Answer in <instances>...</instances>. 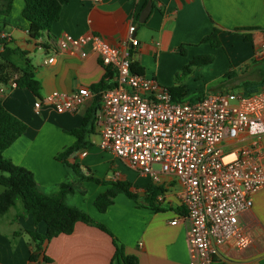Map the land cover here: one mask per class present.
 <instances>
[{"label": "crops", "instance_id": "0c3cea01", "mask_svg": "<svg viewBox=\"0 0 264 264\" xmlns=\"http://www.w3.org/2000/svg\"><path fill=\"white\" fill-rule=\"evenodd\" d=\"M146 2L70 0L62 6L58 19L50 29L32 39L28 35L29 22L22 16L24 1L13 0L10 12L0 14V36H6L12 47L25 52L23 58L29 59L34 76L40 82L41 97L52 91H75L80 86L92 90L91 86L102 80V89L113 87L115 75L106 76V68L96 55L90 53L82 58L78 52H56L54 42L62 33L77 36L93 32L117 44L124 39L126 28L131 23L136 24V38L140 42L132 51V64L141 68L146 76L157 79L162 86H174V72L199 55H211L213 59L190 73L185 81L187 94L194 87L192 81L198 79L201 83L195 88L201 93L200 97L219 90H209L206 84L219 80L228 67L236 72L232 80L236 84L255 78L250 75L239 79L251 70L249 67L253 60L264 59L260 48L264 42V31L261 30L264 28V0H156L153 5L151 2L146 21L138 25L139 12ZM214 24L229 31L236 28L256 29L231 33L222 31L218 35L221 45L212 48L208 43H202L201 38L212 31ZM245 34L249 35V41L244 39ZM182 44L186 48L184 55L175 51ZM53 53V62L44 64L43 60ZM13 59L22 65L23 59L17 56ZM199 96L186 99L194 100ZM36 98L25 88L0 93L3 105L27 124L25 132L4 150L3 156L30 170L39 191L52 195L56 193L57 185L68 179L57 155L74 143L76 137L71 130L78 128L88 108L99 106L100 101L97 96H90L72 113H57L50 106H42L36 113L33 106ZM86 140L91 146L72 152L67 157L69 162L79 164L84 173L88 167L94 176L101 177L108 176V170H111L110 179L129 180L132 190L140 196H144L146 188L154 184L147 175L140 174L139 178H134L133 174L120 167L118 158L101 150L96 130L86 136ZM260 144L264 151V136ZM82 151L86 155L82 156ZM98 159L103 165L101 173L96 171ZM122 161L129 166L127 161ZM73 183L76 190L66 196V203L75 205L103 224L124 245L126 254L137 257L138 264H189L184 223H170L176 214L183 212L173 198L174 189L178 186L175 179L157 184L163 187L164 192L163 200L156 198L158 209L137 206L125 194L118 193L103 212L96 209L94 200L106 190V185L86 180H75ZM10 209L0 215V264H118L113 259L112 237L81 221L76 223L72 233L59 234L44 242L37 261H29L35 242L26 231L36 229L44 234L46 225L44 222L35 225L23 208L9 215ZM250 213L248 222L252 244L243 251H235L231 243L224 244L221 248L222 264H264V188L254 195ZM16 232L18 234L14 235ZM43 255L50 261H43Z\"/></svg>", "mask_w": 264, "mask_h": 264}, {"label": "built area", "instance_id": "2783aa9c", "mask_svg": "<svg viewBox=\"0 0 264 264\" xmlns=\"http://www.w3.org/2000/svg\"><path fill=\"white\" fill-rule=\"evenodd\" d=\"M139 44L134 23L117 44L93 32L59 34L56 52L96 55L114 72L115 85L97 91L86 86L52 91L35 99L34 110L50 106L57 113H72L90 96H98V147L127 161L154 184L175 179L173 198L183 212L170 223H184L189 264H222L224 244L243 251L253 242L248 218L254 195L264 188V88L250 94L219 89L174 101L157 79L132 70V51ZM260 48L264 52V42ZM53 59L54 53L43 63ZM16 78L0 82V93L17 88Z\"/></svg>", "mask_w": 264, "mask_h": 264}, {"label": "trees", "instance_id": "16d2710c", "mask_svg": "<svg viewBox=\"0 0 264 264\" xmlns=\"http://www.w3.org/2000/svg\"><path fill=\"white\" fill-rule=\"evenodd\" d=\"M12 1L13 0H0V14H8L10 12ZM23 1L24 7L22 16L29 22L28 35L32 39H37L42 32L50 29L51 24L58 19L62 6L70 0ZM155 1L156 0H151L152 5ZM138 25L142 24L138 23ZM253 29L256 28H236L229 31L222 30L214 24L212 31L203 36L201 42L208 43L212 48H216L221 45L218 36L220 32L225 31L231 33ZM261 30L264 31V28ZM244 39L249 41V35L245 34ZM0 46L2 47L0 50V82L5 83L12 76L17 75L15 80L17 88H25L34 96L38 98L41 97L39 93L40 82L34 76L33 66L29 59L23 58L25 52L12 47L8 43L7 37L0 36ZM175 51L178 54L184 55L186 53L185 45H179ZM14 56L23 59L22 65L14 61ZM212 59L213 57L211 55L195 56L187 65L182 67V72L189 74L192 69L191 67L209 63ZM262 61H264V59L260 61L253 60L251 64L260 63ZM131 68L135 72L142 73L141 68L135 67L133 64ZM106 76L113 77L114 72L110 68H106ZM235 76L236 72L230 67L222 77L216 81L211 89L229 85V82L232 81ZM254 77V79H244L237 84V87L242 89L243 94H250L263 88L264 68L255 71ZM103 87L104 81L102 80L98 84L92 85L91 89L92 91H97ZM167 89L171 93L174 101L186 100L187 90L184 86L174 85L167 87ZM98 108L99 106L97 105L89 107L82 119L81 125L71 130V134L76 137V140L56 157L64 165L68 179L57 185L55 194L46 195L39 191L38 185L30 170L14 164L3 156L4 150L25 132L27 124L12 114L0 100V185L3 187V190L0 192V215L5 214L10 207L15 204L16 199L20 198L24 213L32 217L34 224L36 225L39 222H44L46 225L44 234H40L36 229L26 231L35 242L34 249L29 256V261H37L43 251L42 245L44 242L50 241L59 234L72 233L76 223L81 221L103 230L112 237L114 245L113 259H116L118 264H138L137 257L132 254H126L124 245L103 224L92 219L86 212L75 205L67 204L65 201L68 194L74 193L73 185L71 181H69L70 178L79 181H92L107 186L106 190L100 193L94 200V206L100 212L105 211L106 208L113 203V199L118 193L125 194L128 198L132 199L137 206L155 209L159 208L155 206V203L157 196L163 191L161 185H149L144 192V196H140L139 193L132 190V183L127 179L116 178L112 180L99 178L94 176L88 167H86L87 174H85L81 170L79 164L68 161L67 157L72 152L91 146L90 142L86 140V136L95 132V118ZM17 234L18 232L14 233V235ZM42 260L45 262L50 261L45 255H43Z\"/></svg>", "mask_w": 264, "mask_h": 264}, {"label": "rangeland", "instance_id": "374dc122", "mask_svg": "<svg viewBox=\"0 0 264 264\" xmlns=\"http://www.w3.org/2000/svg\"><path fill=\"white\" fill-rule=\"evenodd\" d=\"M189 63V62H188ZM188 63H186V64H184L182 67H184L185 65H187ZM207 64V63H206ZM203 65H205L204 63L203 64H200V65H198V66H203ZM198 66H194V67H191L192 69H191V71H190V73H192L193 72V70L196 68V67H198ZM182 67L181 68H178L175 72H174V75H173V84L174 85H181V86H184L185 87V89L187 88V86H185L186 85V83H185V81L188 79V77H189V75H190V73L189 74H186V73H183L182 72ZM262 68H264V61H262V62H258V63H256V64H251L250 65V67H249V69H251L250 71H247L246 73H243V76H241L239 79H243V78H246V77H251V76H253L254 77V75H255V71H258L259 69H262ZM229 69V67L224 71V73L227 71ZM253 70V71H252ZM245 72V71H244ZM223 73V74H224ZM249 73V74H248ZM251 75V76H250ZM238 80V79H237ZM237 80H235V81H237ZM201 82L199 81V79L198 80H194V81H192V85L194 86L193 88H190V86H188V88H190L191 90H189V93L186 95V97H193V98H195V97H197V96H199L200 94H199V92H197L196 91V86H198L199 84H200ZM215 83L216 82H214V81H212V82H209V83H207L206 85H207V87H208V89L210 90L211 89V87L212 86H214L215 85ZM223 88H225V89H229V90H233L234 92H240L241 91V89L239 88V87H237V84H236V82H232V81H230L229 82V85H225V86H221L220 88L218 87L217 89H223ZM187 90V89H186ZM105 152H108V151H105ZM110 153V152H109ZM118 161H119V164H120V167L124 170V171H126V172H130L131 174H133V177L134 178H136V176H137V178H139L140 177V173L138 172V171H136L135 169H133V168H131L130 166H126V165H124L122 162V160L121 159H117ZM154 168L155 169H158L159 168V165H154ZM96 171H98V173L100 172H102V170H103V165H102V162H101V160L100 159H98V163L96 164ZM94 171V170H93ZM86 174H87V172H85ZM69 176H71V175H69ZM98 177V176H97ZM110 177H112V171L111 170H108V176H101V177H99V178H105V179H110ZM150 179V178H149ZM76 179H70L69 178V181H71V184L73 185V188H74V191L76 190V186L74 185V183L72 182V181H75ZM175 189H178V187L176 186V188ZM3 190V187L0 185V192ZM11 209H10V213H9V215L10 214H12V213H14L15 211H17L19 208H23V205H22V202H21V199L20 198H17L16 199V201H15V204L12 206V207H10Z\"/></svg>", "mask_w": 264, "mask_h": 264}, {"label": "water", "instance_id": "95a60500", "mask_svg": "<svg viewBox=\"0 0 264 264\" xmlns=\"http://www.w3.org/2000/svg\"><path fill=\"white\" fill-rule=\"evenodd\" d=\"M151 0H147L146 4L144 7L140 10L139 15H138V23H144L146 21V18L150 14L151 11Z\"/></svg>", "mask_w": 264, "mask_h": 264}]
</instances>
